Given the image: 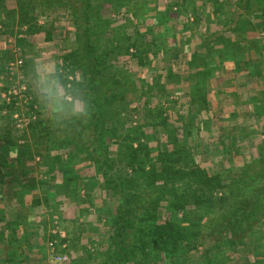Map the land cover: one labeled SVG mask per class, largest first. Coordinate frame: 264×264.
Masks as SVG:
<instances>
[{"label": "trees", "instance_id": "trees-1", "mask_svg": "<svg viewBox=\"0 0 264 264\" xmlns=\"http://www.w3.org/2000/svg\"><path fill=\"white\" fill-rule=\"evenodd\" d=\"M95 1L84 0L81 8L73 6L72 0H53L47 5H66L71 10L80 45L62 54V70L56 68L54 74L64 97L89 104L90 117L77 119L70 113L58 122L37 118L28 126L32 145L21 146L29 163L32 155L40 158L38 168L46 169L44 182H53L55 194L51 197L67 199L76 215L84 210L95 216L89 231L94 223L105 230L106 240L94 247V253L86 252L85 257L68 264H192L195 257L199 264H245V260L263 264L262 38L246 40L239 32L264 21V0H235L239 16L215 31L208 26L213 21L203 22L205 32L200 31L204 17L194 13L195 8L187 9L192 0H166L157 26H162L158 36L163 37V44L155 35L153 26L157 24H147L144 18L149 9L156 8L153 0H117L135 18L133 38L124 26L123 38L114 36L117 27L102 16V7L115 0H103L100 5ZM203 2L205 6L211 3ZM174 7L181 13L172 12ZM178 19L181 23L175 31ZM22 23H27L24 37L36 31L28 19ZM146 36L151 39L144 43ZM46 37L51 39L52 32ZM127 54L139 67L149 68L157 61L163 67L159 72L152 70L146 80L125 67L110 65L113 58ZM240 75L256 78L255 86L243 83L242 88L258 93L259 100L251 104L250 111L236 109L244 104L242 100L233 102L231 110L213 114L219 96H228ZM4 107V115L11 119L13 102L3 100L0 117ZM203 114L207 117L202 118ZM236 116V120L247 116L255 121L247 133L234 131L235 124L228 125ZM215 120L226 123L227 128L215 127ZM4 130L0 140L6 145L24 137V131L14 137L11 125ZM211 130L217 143L215 152L219 159L227 160L221 169L206 168L200 164L202 158H196L201 150L206 153L200 132ZM251 130L257 134L252 135ZM245 142L251 143L249 150L255 149V154L232 162L236 154L243 155L240 151ZM60 149L65 150L64 156ZM84 163L96 168V179H92L98 180L97 198L86 191L88 183L75 173L76 167H86ZM3 201L0 199L4 205ZM41 203L39 196H32V208ZM0 222L15 233L16 223L10 229L3 215ZM8 232L0 231V264L31 263L26 257L34 250L30 239L29 246L22 243L17 250L1 246Z\"/></svg>", "mask_w": 264, "mask_h": 264}, {"label": "rangeland", "instance_id": "rangeland-1", "mask_svg": "<svg viewBox=\"0 0 264 264\" xmlns=\"http://www.w3.org/2000/svg\"><path fill=\"white\" fill-rule=\"evenodd\" d=\"M84 0H72V5L77 6V8H81L83 6ZM103 0H97L95 3L97 5H100ZM121 2V0H118ZM154 4H156V8L149 9V13L146 14L144 17L146 19L147 24H152L155 22L154 30L156 31L155 35L157 37L159 34V31L162 30V26L157 27L161 24V20L159 19L160 16H158V13L165 12V4L166 0H153ZM211 1L210 7H205V3L203 0H195L194 1V7H187L188 10L194 9V13L199 14L200 16L204 17V21H202L200 31L205 32L206 26L203 25V22L208 21H214L218 17H224L228 16V7H220L218 11H216V7L212 5L214 0ZM223 2V0H215ZM50 2H53V0H0V38H1V48H0V105L3 102L2 94H7L8 90L12 86H17L19 84H23L26 87V93L30 96V101L27 105L22 106L23 110L18 111L17 108L14 109L15 112H18L19 116L23 117H29L31 115L35 116V120L38 118L39 120L43 121H53L58 122L63 119H65L70 113H73V110L77 103H82L78 99H71L70 96H65L62 93V87L61 85L57 84V78L55 77V69L57 68L58 71L62 70V54L70 52L71 50L78 48L80 45L75 38V24L73 21V17L71 15L70 8L66 5H57L52 6L51 8H48L47 6ZM117 2L115 0L111 3L106 4L102 7V16L103 18H107L111 21V26L113 28L117 27V31H114V36H118L119 38H123V26L128 28V31L131 34V37H135L136 32L133 31L134 21L135 18L132 13H127L124 6H121V3ZM190 2V1H189ZM109 5V6H108ZM113 11L111 10V7ZM113 5V6H112ZM208 5V4H207ZM218 6V5H216ZM151 8V7H150ZM181 13L179 9L172 8V12ZM219 11H224V14L220 13ZM157 14V15H156ZM181 15V14H180ZM171 16V14H170ZM174 17V16H173ZM180 17V16H179ZM22 18V19H21ZM143 18V20H144ZM28 19L30 24L36 28V31L31 33L30 35L23 36V33L26 30L27 23H22V20ZM176 26L174 27L175 31L178 25V22L181 23V20L178 19ZM183 30V29H182ZM198 30V29H196ZM195 31V30H192ZM52 32V38L48 41L46 40V33ZM191 33V30H190ZM24 37L25 41L19 42L21 40L20 38ZM151 37L146 36L143 41L144 43L150 40ZM163 37L160 36V39L158 40L159 43L163 44L165 41H162ZM262 50V47H260ZM135 49H132L131 52H134ZM263 52V51H262ZM130 54V52H129ZM121 55L118 58H113L110 60V65L113 67H125L129 69L132 73L141 74L146 77V80L149 79V75L151 76V71L158 70L160 71V68L163 67V62H154L152 63L151 67L149 68H142L139 67L136 63V60L130 55ZM17 60H21L22 64L19 66V68H16L14 71V76L12 78H7L6 68L11 64L15 63ZM257 61V60H255ZM39 62H41L39 64ZM44 62V63H43ZM258 62V61H257ZM256 62V63H257ZM58 63V65H56ZM39 66H43L38 68ZM49 69L51 71L49 72ZM3 70V71H2ZM2 73V74H1ZM240 79V78H238ZM256 80V78H254ZM255 82V81H254ZM50 86L52 89V92L55 94L56 97V104L60 105L62 107L61 111H49L46 113L43 104L40 102V89L41 87ZM185 88V87H184ZM242 92V90H241ZM222 96H219L217 103L218 107H216L213 111V114H218L219 112H222L224 109L231 110L229 108L230 103L227 102V98H224ZM238 98V97H237ZM237 98H235L237 100ZM242 99V97H241ZM62 102V104H61ZM66 102V104H63ZM228 103V104H227ZM69 105V106H68ZM224 105V106H223ZM247 108H245L244 105L237 106V110H249L250 106L249 104L246 105ZM7 110V109H6ZM5 107L2 111V116L0 117V128L3 130L6 128V126H10L12 128L13 136H19L22 134V131H24V137L17 140V145L25 146L27 143L30 144L32 142L31 139V133H29L30 130H28V127L24 129V127H17L15 119L11 117V119L4 114L6 113ZM14 112V114H15ZM22 112V114H21ZM51 116V118L49 117ZM207 114H203L202 118H206ZM230 120V124H235V127L233 128L236 132H243L247 133L249 130V126L252 122H255L254 120L251 121L250 117H242ZM37 119V120H38ZM241 122V124H236L237 122ZM189 122V121H187ZM215 127L219 129L225 130L227 128V124L224 122H218V120H215ZM252 128V127H251ZM213 130H215L213 128ZM209 133L206 131H201L200 133V139H202V142L206 145V153H202L201 150V156L196 157L197 160L202 158V161L200 160V164H202L206 168H215V169H221V167L226 164L225 161L227 160H221L219 159L216 149H217V143L214 139H212V131ZM252 135H256L257 131H252ZM255 132V133H254ZM193 138H196V132L195 130L192 132ZM2 136V133H0V138ZM251 137V135H249ZM39 137H37L38 140ZM19 142V143H18ZM246 143V146H244V143L241 144L243 149H241L240 152H243V155L236 154L234 159H232V162H240L242 159H248L251 152L255 154V149L253 151V148L249 147L251 143ZM32 145V144H30ZM5 146V141L0 140V191L4 192L5 188L4 186L6 183L9 182L8 178L10 175L16 176L17 173L20 174V172L24 173L27 172V174H35V171L39 170L41 171L39 173L40 180H47L45 179V170H40L37 167H39L38 163H40V158L37 156H33L32 154V161L31 163L27 162V166L23 168V170H20L17 165H14L13 167L6 166L4 160L11 161L13 160L14 163L20 164L22 163L26 164V159L24 158L26 156L25 149L21 147H13L8 148V150L5 151L3 148ZM26 147V146H25ZM252 147V145H251ZM199 153V152H198ZM7 154V155H6ZM59 154L64 156L65 150L60 149ZM83 157V155H78L77 158ZM9 158V159H7ZM21 158V160H20ZM31 164V165H30ZM86 167H79L75 169V173L79 174L86 180L88 185H86V191L89 192L91 195L95 196L97 198L98 195V188H97V182L98 180H93L92 177H95V166H88L87 163ZM37 166V167H34ZM26 169V171L24 170ZM93 174V175H92ZM27 176V175H26ZM59 177V176H58ZM27 180H31V177L26 178ZM5 181V182H4ZM31 182V181H30ZM7 186V185H6ZM38 186V182L37 185ZM41 186V185H40ZM32 187V185H31ZM41 188H45L44 190L48 192L53 190V184L47 188V186L42 185ZM28 192H30L32 189L28 188ZM53 193H50V195ZM81 195L84 194V191H81ZM65 200V199H63ZM61 201V200H60ZM4 202V201H3ZM3 205V203H0ZM4 207V206H3ZM33 209V208H32ZM69 209L71 213L69 212V215L73 214V217H70L67 221H63L58 215L52 216V219H48V216H45L43 218V221H35V224L25 225V228L23 229L25 232V235L28 236L31 234L33 235L30 238V241L32 242V245L37 251L32 250L30 254H40V259H38L36 262H31L29 264H68L73 259H77L78 257H85L86 252L94 253V247L98 243H104L106 240V234L105 230L101 231L103 227L100 226L98 223H94V226L91 228V230H88V225L91 222L94 217L92 214L89 216L87 213H84V210H81L78 215H76L75 209L73 210V207L69 205ZM84 213V214H83ZM83 214V215H82ZM76 215V216H75ZM5 220V217H4ZM95 222V221H94ZM92 223V222H91ZM100 227V228H99ZM0 228L4 230L6 228L5 222H0ZM15 233L12 234V231H9L11 235L17 234L15 237L14 242H10L9 246H6L5 243H2V247L5 245V250L12 249L17 250L20 246L16 244L17 237L21 238L22 241H24V237H22V228H20L19 225H15ZM100 229V231H98ZM98 233V234H97ZM51 236H53V239L51 241ZM13 237H9L8 239L12 240ZM5 240V239H3ZM19 240V239H18ZM29 240V238H28ZM26 242V241H25ZM13 244V245H12ZM52 244V245H50ZM27 246H29V243H26ZM35 245H38L36 247ZM27 253H29L26 250ZM58 256L66 257V260L58 261L56 258ZM195 256V253L192 255ZM2 257V256H1ZM196 258V257H195ZM194 258L192 263V259H190L188 262L192 264H199L197 260ZM30 259V258H29ZM28 259V260H29ZM196 260V261H195ZM173 264V263H171Z\"/></svg>", "mask_w": 264, "mask_h": 264}, {"label": "crops", "instance_id": "crops-1", "mask_svg": "<svg viewBox=\"0 0 264 264\" xmlns=\"http://www.w3.org/2000/svg\"><path fill=\"white\" fill-rule=\"evenodd\" d=\"M235 0H223V2H218V1H213V6L215 7L216 5H218V7H228V16L224 17L222 15V17H218L216 18V20H214L213 22L210 23V25H208L209 27L213 28V30H218L220 29L222 26L226 25V24H230V20L232 18H237L239 16V13H241V10L237 9V7L235 6ZM189 6L194 7V1H190L188 3ZM188 6V7H189ZM205 7H210L209 5L206 4ZM222 14H224V11L220 12ZM257 22V21H256ZM264 21H261L260 24L257 25V27L251 28V29H247L246 31H241L239 32L240 36H244L246 40H253L256 39L258 40V38H262L261 42H260V47H262V56H261V60L264 63ZM251 27V26H249ZM256 29V31H255ZM1 41V38H0ZM1 43L0 42V48H1ZM261 49V48H260ZM253 51V50H251ZM258 60V59H256ZM41 62H39L40 64ZM44 63V62H43ZM42 67V69L44 68L43 66H39ZM264 69V65H262V67ZM1 69V68H0ZM3 71V70H2ZM2 74V73H1ZM240 78V79H238ZM1 79V78H0ZM220 79V78H219ZM254 79L250 78V79H246L244 77V75H240L236 78V85L232 88H230V93L228 94V96L224 97L227 98V102L230 103V108H232V104L233 102L238 103V102H242V100H244V106L245 108H247L246 105L249 104L250 108L252 107L251 104L256 103V100H259L257 98L259 94L256 92H251L249 91L248 93L245 92L244 88H242L243 83H247V86H249V88L255 86L254 84ZM227 81L225 83H223V85H227L226 84ZM222 85V86H223ZM242 90V92H241ZM238 97V98H237ZM242 97V99H241ZM223 98V99H224ZM237 98V100L235 99ZM248 99V100H247ZM261 100V99H260ZM251 118V117H250ZM5 130L0 128V133H4ZM19 143V142H18ZM11 146L13 147H21L20 145L14 144V145H6L3 147L6 150H8V148H11ZM7 155V154H6ZM9 159V158H7ZM21 160V158H20ZM23 161V159H22ZM22 161H20V164L14 163L13 160L9 161L8 160H4L3 163L6 164V166L9 167H13L14 165H17L18 168L20 170H23L24 167H26L27 164V159H26V164L22 163ZM37 167V166H35ZM38 168V167H37ZM39 169V168H38ZM26 171V169H24ZM45 170V168H44ZM41 171L37 170L35 171V174H27V172H25V176L24 173L20 172L17 173L16 176L14 175H10L8 180L9 182L6 183V185L4 186L5 191L2 192L0 191V199L4 200V207L2 206V204H0V215H3L5 217V221L8 224L9 228L12 229L11 225L12 222L16 223L17 225L20 226V228H22V230L25 228V225H31V224H35V221H43V218H45V216H48V219H52V216L54 215H59V217L63 220V221H67L69 220L70 217H73L72 215H69L68 213L70 211L69 209V201L67 199L63 200L61 196L56 198H52L51 195L55 194V190L53 188L52 191H45V188H41L42 185L50 187L53 182L51 181L50 183H45L44 180H40V176L39 173ZM46 173V171H45ZM27 175V176H26ZM29 176L31 177V180H27L26 178H29ZM46 178V176H45ZM31 181V182H30ZM5 182V181H4ZM38 182V186L37 185ZM32 185V187H31ZM41 185V186H40ZM54 187V186H53ZM28 188H31L32 190L30 192H28ZM50 193H53L50 195ZM33 195L39 196L40 199H42V203L41 206H39L38 208H33L31 207L30 201ZM62 200V201H60ZM56 205V207H55ZM54 211H59L56 212L54 214ZM54 214V215H53ZM6 231H10L8 229V227L6 226V228L4 229ZM0 231H2V229L0 228ZM22 232V237H24V241L21 240V238L17 237L18 239L16 240V244L17 246H22V243L26 244L28 243V238L30 239L33 235H29L28 238L25 235L24 230L21 231ZM17 236V234L15 235H11L10 232L7 233L5 241H6V246H9L10 242H14L15 241V237ZM9 237H13L12 240L8 239ZM9 240V241H8ZM26 241V242H25ZM13 245V244H12ZM5 246V247H6ZM36 246V245H35ZM35 251V249L33 250ZM26 257H28L30 262H36L38 259H40V254H29L26 255ZM264 261V259H263ZM245 264H250L248 262V260L244 261ZM264 264V262H263Z\"/></svg>", "mask_w": 264, "mask_h": 264}, {"label": "built area", "instance_id": "built-area-1", "mask_svg": "<svg viewBox=\"0 0 264 264\" xmlns=\"http://www.w3.org/2000/svg\"><path fill=\"white\" fill-rule=\"evenodd\" d=\"M21 64L22 61L17 60L15 63H11L6 68V73L7 75H9V78L13 77V74H15L14 73L15 69L19 68ZM2 97L6 104H11V102H13L15 109L17 108L18 111L23 110L22 106L24 107V105H27L31 99L30 96L26 93V87L23 84L10 87L7 94H2ZM12 117L15 119V122L17 123L16 126L24 127V129L27 128L30 125V123L35 120L34 115H31L29 117H23V116H19L18 112H15V114L13 113ZM56 259L58 261H63L66 260V257L58 256Z\"/></svg>", "mask_w": 264, "mask_h": 264}, {"label": "clouds", "instance_id": "clouds-1", "mask_svg": "<svg viewBox=\"0 0 264 264\" xmlns=\"http://www.w3.org/2000/svg\"><path fill=\"white\" fill-rule=\"evenodd\" d=\"M51 69H49V72ZM79 81H82V78L79 77ZM40 102L43 104V107L48 113L49 111H61L62 107L56 104L55 94L52 92L50 86L41 87L40 89ZM73 115L77 119H88L91 115V108L87 102L85 103H77L74 110ZM51 118V116L49 115ZM52 119V118H51Z\"/></svg>", "mask_w": 264, "mask_h": 264}]
</instances>
